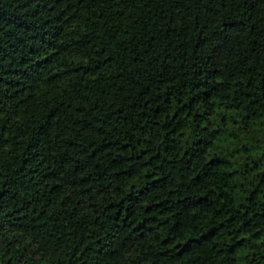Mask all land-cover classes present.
Wrapping results in <instances>:
<instances>
[{"label":"trees","instance_id":"obj_1","mask_svg":"<svg viewBox=\"0 0 264 264\" xmlns=\"http://www.w3.org/2000/svg\"><path fill=\"white\" fill-rule=\"evenodd\" d=\"M0 264H264V0H0Z\"/></svg>","mask_w":264,"mask_h":264}]
</instances>
